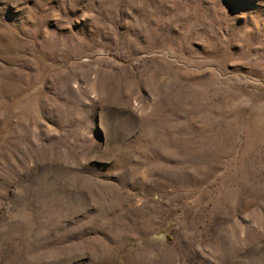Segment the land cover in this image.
I'll list each match as a JSON object with an SVG mask.
<instances>
[{"label":"rangeland","instance_id":"1","mask_svg":"<svg viewBox=\"0 0 264 264\" xmlns=\"http://www.w3.org/2000/svg\"><path fill=\"white\" fill-rule=\"evenodd\" d=\"M0 264H264V0H0Z\"/></svg>","mask_w":264,"mask_h":264}]
</instances>
